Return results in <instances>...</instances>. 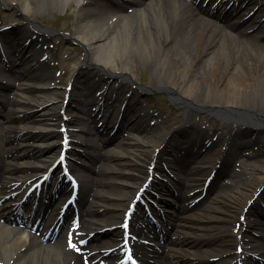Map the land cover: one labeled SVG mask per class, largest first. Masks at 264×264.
<instances>
[{"label":"bare ground","instance_id":"obj_1","mask_svg":"<svg viewBox=\"0 0 264 264\" xmlns=\"http://www.w3.org/2000/svg\"><path fill=\"white\" fill-rule=\"evenodd\" d=\"M9 1L17 2L25 17L35 16L37 11L47 8L66 10L74 6L77 28L72 40L82 43L86 48L85 60H93L98 69H107L111 74L92 86L90 77L79 81L76 72L82 60L75 57L72 70L74 81L70 80L69 86L75 83L76 93L70 91L69 95L74 96L72 102L76 108L67 110L62 102H58L61 93L52 87L54 74L46 56V42L40 45L37 38L27 45L28 39L36 32L29 34L25 31L19 40L10 42V47L2 45L0 92L4 88L2 79L9 71H16L22 81H18L17 88L21 95L9 103L5 108V121H0V128L5 133V146L0 149V158L4 160L0 168V264H104L101 259L105 255L112 259L115 256L117 258L119 253L124 255L123 244L121 250L118 248L108 253L105 247L108 243L104 245L95 242L108 219H111L108 216V210L112 208L109 202L116 196L127 197L126 194H112L106 189L108 184L115 182L109 175L111 168L108 165L105 164L106 169L102 173L97 172V168H91L92 174L85 176L79 174L85 170H81L82 167L76 161L66 158L67 169L70 173L75 170L78 177L72 189L67 190L65 187L64 194L61 193L58 198V205H64L77 188L76 215L83 217L82 225L71 232L66 242L65 239L45 241L55 221L57 226L66 218L65 214H61L62 211L56 213L41 229L36 226L35 221L41 212L44 214L50 209L54 188L60 176L57 175L48 188L45 183L56 163V151L61 154L67 150L68 154H74L73 151L92 148L94 150L89 158L94 163L99 160H120L141 147L137 150L138 155L148 153L152 157L149 165L156 160L154 165L157 167V154L163 153V149H159L161 143L171 148L170 154L161 160L164 158L173 175L165 177L177 193L175 201L183 214H177L178 222L170 220L171 227L167 229L169 237L165 244L155 239L157 233L150 227L146 217L139 214L134 220L132 218L129 224L132 237H139L136 243L129 240L135 258L151 264H233L238 261V255L230 257V261L202 260L196 251H189L196 240L202 238L211 241L208 242L213 247L211 249L218 252L213 255L214 258L227 247L228 242L243 246V252L248 257H239L242 264H247V259L253 253L264 258V233H261L260 239L250 234V228L254 225H264V215L257 204L251 207L248 219L242 220L230 230L226 225L230 217L226 213L231 204L239 201V194L243 192L224 195L215 201L214 210L220 215H226L219 216L220 224L204 228L206 233L201 235L194 234L192 229L196 227L191 222L208 221L210 218L206 220L202 216L198 217L200 214L191 215L197 207L191 206L192 201L199 195L192 197L189 194V189L201 182L207 173L209 176V170H216L219 163L221 169L218 170L217 178L227 175L233 186L239 181L243 182V191H250L251 197L264 190V153L249 169L238 163V159L243 157L241 148L258 140L264 149V42L257 49H252L257 39L264 40V33L251 22L253 14L250 13L258 10L264 17V0H227L226 4L223 0H104L106 3L101 6L96 4V0ZM230 2L232 5L227 9ZM245 7L248 10L246 13ZM142 59L153 65L160 90L181 104L186 111L187 120L181 129L187 140L172 136L166 138L158 133L148 123L149 114L135 119H127L125 115V129L129 131L125 142L119 141L120 134H116L112 139L118 141V149L113 154H95L96 149L106 147L111 142L105 140V143L103 139L97 141L94 136L99 131L92 124L104 119L106 129L112 120L116 122L118 114L114 109L111 116H102L97 121L84 103L88 97L86 92L91 93L97 83L102 85L114 78L121 82L116 99L122 97L126 80L137 83V66ZM139 89L142 92L148 91L142 87ZM65 95L66 90L64 96L62 94L63 99L67 97ZM134 103V109L140 107ZM105 107L109 109V106ZM194 111H198V115ZM212 117L215 121L223 119L225 122L218 128L213 122H208V118ZM207 123L209 125L204 126ZM62 125L79 130L72 135L74 141L69 139L67 143H61L59 129ZM138 133H143L146 142L139 140L136 136ZM88 136L91 137L88 139ZM193 140L196 143L194 146L191 145ZM217 141H226L230 150L236 153L220 150ZM146 146H152V150H145ZM195 146H198L197 151ZM14 163L19 167H27L20 169ZM205 163L211 164L212 169L205 168ZM251 172H254L253 178L245 180L244 176L251 175ZM146 174L149 176L148 170ZM63 176L66 178L65 174ZM125 185L132 189V195L128 196L130 204H134L139 211L140 204L135 198L141 186L135 188V183L130 181ZM253 185L254 190H251ZM33 196L34 199L39 198V208ZM260 198H264V194ZM249 200L244 199L239 204L236 217L244 214ZM147 204V209H151L153 203ZM71 211L72 208L68 214ZM75 216H67L69 219L63 225H68ZM115 225L110 238L114 246L124 242L122 227ZM234 231L238 232L237 235ZM239 233L244 236L243 239H238ZM78 240L83 242L76 245ZM212 245H216V248ZM207 251L204 257L208 256ZM157 256L162 260H149Z\"/></svg>","mask_w":264,"mask_h":264},{"label":"rangeland","instance_id":"obj_2","mask_svg":"<svg viewBox=\"0 0 264 264\" xmlns=\"http://www.w3.org/2000/svg\"><path fill=\"white\" fill-rule=\"evenodd\" d=\"M106 2H104V0H96V4L98 6H101L102 4H104ZM37 15L39 17V19L41 20L42 23L48 25L50 28H56L57 30H59L60 34H56L54 35V33H48L47 31H43V35L44 37H46L47 40V54L49 55V58L51 60V63L53 65V71H54V76H56V81H55V86L57 87V90L61 93V97L58 99V102H62L63 103V97L62 94L64 96V92H65V88L67 83L69 82V79L72 76V70H73V60L74 58H80L82 59L80 65V68L77 70V77L79 81H83L86 78H89L90 83L94 84V82L101 80L105 77L106 72L109 74L111 71L109 70H99L95 64L93 60H87L84 62L85 60V55H86V48L84 47L83 44L79 43V42H74L72 41V37L74 35V32L77 28V12H76V8L73 7H69L66 10H58V9H44V10H40L36 12ZM30 19L32 18V20L34 21H38V19L35 18V16H31L29 17ZM28 17L22 16V13L20 12V8L17 5V2H10L9 0H0V28H4V27H8L11 26L13 28H16L18 32H22L25 30H30L32 29L33 25L31 24V22L29 21ZM258 19L257 17L254 18ZM264 21V20H263ZM260 22L258 24V27H260V29L262 28L264 30V22ZM40 24H37V27ZM36 26V25H35ZM42 27V26H41ZM43 28V27H42ZM9 32V31H8ZM41 34V35H42ZM53 34V35H52ZM67 34V35H64ZM66 36V37H65ZM260 42L258 40H256V44H252V49H257L258 46H260ZM7 46L9 45V43L6 44ZM10 47V46H9ZM84 62V63H83ZM118 63H120V60H118ZM62 72V73H61ZM60 73V76L58 75ZM137 77H138V81L137 84L140 87L146 88L149 91H146L145 93L140 92L138 89L134 90L132 87V83L130 81H127L125 83V85L122 88V93L124 94L125 92V96L123 97H119L117 100L114 99L112 100V109L114 110H120L122 113L125 112L126 110H128L130 108V104H132L133 102H137L139 105H141L142 109L144 110V112H148L150 113V122L152 124H154V126L158 129L159 133L161 135H165L167 138L169 137H173V138H181L184 137V133L181 130V128L185 125L186 123V111L183 109V106L181 104H179L178 102L175 101V104L173 101H171V99L168 97V95L166 93H164L162 90H160L159 88V80H158V76L156 75V72L153 68V65L151 63H148V61H146L145 59L141 60V63H139V65L137 66ZM89 83V84H90ZM121 83L115 82L113 80H109L108 84H106V86L102 89L103 91H105L104 95H99L98 96V100L99 101H103L102 103L105 102V98L109 96V93L112 95L114 94L115 91H117V89L120 87ZM134 86V85H133ZM131 89L133 91H131ZM101 90V91H102ZM129 91V93H127ZM74 94L76 92H73ZM132 93L131 97H129V94ZM7 98L6 93H1V101H5ZM73 98V97H72ZM101 103V104H102ZM128 104V107L127 105ZM68 108L71 107H75V103H73L70 100V103L67 105ZM97 107H101L98 106ZM3 108V105H0V109ZM3 110H0V112H2ZM198 111H194L195 115L197 114ZM201 114H206L204 112H201ZM128 115L133 116L134 114L130 113ZM2 115H0L1 117ZM210 117V116H209ZM100 119H102V115L100 116ZM152 119V120H151ZM208 122L211 121L213 122L216 127H220V124H224V120L223 119H219L218 121L213 120L208 118ZM101 121V120H100ZM195 121V120H193ZM113 122H115L113 120ZM111 122L109 125V128H112L114 126V123ZM197 123H199L198 121H195ZM94 124H92L93 126ZM99 125V130L104 131L100 134H102L101 136H95L94 138H104V139H110L112 138V136L116 133V131H112L108 128H101L104 127L105 125V121L103 119V121L101 123L98 124ZM201 125H203L201 123ZM209 123L204 124V126H208ZM154 127V128H155ZM125 125L124 123L121 125L120 128V138L119 141L122 142V140H126V136L127 133L125 131ZM155 128V129H156ZM117 130V129H116ZM139 137V139L143 142L144 141V135L143 133L138 134L137 135ZM254 140V139H253ZM146 142V141H144ZM117 141H114L112 143H109L107 146L109 147H104L103 149H98L96 150V154L97 153H101V154H111L113 153L115 150L118 149L117 147ZM218 148L222 149V147H224L226 144L225 142H218ZM223 145V146H222ZM141 148V147H140ZM140 148H136L134 151L135 153H131L128 154L126 157L120 159V160H104V162L101 161H97L94 162V164H92L90 167L91 168H95L97 167V172H99L101 170L102 171L105 170V168L102 167V169H100L101 166H105L108 165L109 167H112L113 169L110 171L109 175L111 177V179L113 181H115L114 183H110L108 184V186L106 187L107 190H110V192L112 194H126L127 197L125 198H114L112 201H110V206H112V208L110 207V209L108 210V212H110L108 214V216L111 219H108L107 221V225L109 223H114V222H118L117 224H119L122 220V218L125 216V210L127 209L128 205H129V197L130 195H132V189H130L128 186H126V182L130 181V182H134L135 183V188L138 187V185H142L144 182H148L147 180V170L149 169L148 167V161L150 158H152L148 153H145L144 155H138L137 150ZM151 146L148 147L146 146L145 150H151ZM170 147H164L163 148V153L160 155H158V160H161L162 157H165L166 155L170 154ZM133 151V152H134ZM83 152V151H82ZM91 152V151H90ZM89 152V153H90ZM241 152H243V157L240 159V163H242L243 161H245V163L247 164V162H249L248 167H250V163L251 164H255V160H257L259 157H261V155H263L264 153V149L263 146L261 144V142H258V140L256 142H253L251 144H249L246 147L241 148ZM85 159H87L86 163L89 164L88 161H92L89 159L88 155L86 153L83 154ZM144 160V161H141ZM151 160V159H150ZM83 163V162H82ZM245 164V165H246ZM90 165V164H89ZM200 165V164H199ZM203 165V164H201ZM162 168H164L169 175V171L168 169H166L162 164H161ZM203 166H205L206 168H208V166H210L209 163H205ZM163 174H167V172L165 170H162ZM252 173V172H251ZM86 174H92L91 172H86ZM97 174V173H96ZM94 174V176L96 175ZM99 174V173H98ZM165 175H163L162 177H160V180L163 181H157L158 183L153 184V188L150 190V195H157V193L159 191H163V193L165 194V197L168 199V201H164L163 203L165 204L164 206H162L163 209L169 211V212H173L175 208H170L171 205L169 202L173 201V197L171 196L172 194H176L175 190L168 184L170 183V180L167 177H164ZM171 176V175H170ZM206 176V175H205ZM203 176V180L204 177ZM252 179L253 178V174L249 175L246 174L244 176V179ZM203 180H201V182L196 183V185H199V188H201L200 185H202V183L204 182ZM168 182V183H167ZM233 182H231V180L228 178L227 175H225L224 177L221 176L220 178L215 177L210 184L207 187V196L206 193H204V196H206L205 200L200 203L199 205H197L196 210L191 212V215L194 214H200L198 217H201L203 219H208L210 218V220L208 221H194L191 222V224L195 225V229H192V231H194V234H204L206 233V230H204V228H211V226H216L219 223V216L222 215H226L228 214L230 217L228 218L229 221L227 222L228 224V229H232L234 228L236 225H238L240 223L241 218L238 216L236 217V212L237 209L239 207V204L241 202H243V200L245 199H250L251 201H253L255 203L256 200H254L255 198H252L250 195V191H243V182L239 181L235 186L231 185ZM193 186L191 188H194L195 190L199 189L197 186ZM171 187V188H169ZM197 187V188H196ZM255 185H253L251 190H254ZM170 190V192H169ZM194 190V191H195ZM136 191V190H135ZM192 192V191H191ZM243 192L244 194H239L240 198L239 201L235 202L234 204H231L230 208H229V212L226 214H222L220 215V213L218 214L217 211L214 210L215 208V201L218 198H222L224 195H236L237 193ZM238 203V204H237ZM260 208H262V210H264V201L259 203ZM250 207V206H249ZM247 208L246 212L248 214H250L251 212V207ZM161 208V209H162ZM178 208H176L177 210ZM179 212V210H178ZM103 214L105 215V212L103 211ZM173 217V215H172ZM196 217V218H198ZM175 219V222H178V218L177 215H175L173 217ZM194 218V217H192ZM106 225V226H107ZM250 234H252L253 236L258 237L259 234L264 232V225H254L252 228H250ZM212 232V231H211ZM238 232H235L234 234H236ZM232 234V233H231ZM99 237L95 240L96 243H102L105 241V243L112 237V233L110 231H103L102 233L98 234ZM233 235V234H232ZM237 235V234H236ZM234 236V235H233ZM169 237V233L166 229H164V232L158 237V239L162 242V243H166ZM242 239L244 238V236L241 237ZM203 239V240H202ZM202 239H197L195 244L193 246H191L189 248V251H196L197 255L203 260L207 259L211 256H213L214 254L218 253L217 251L209 248L208 249V241L207 242V238H202ZM202 240V241H201ZM232 242V241H231ZM217 244V243H215ZM235 243H229L225 249H223L219 255V257L216 258H220L218 260H223L225 258H229L231 255L229 254H225L228 256H223V253L225 251H232L236 248ZM114 244L112 242L109 243V246L107 247H111ZM167 246V245H165ZM189 246V245H188ZM216 246V245H215ZM214 246V247H215ZM183 249H185V247H182ZM216 248V247H215ZM168 249V248H167ZM208 249V251H207ZM205 251H207L208 256L204 257ZM239 252L242 251V249L237 250ZM222 253V254H221ZM214 259V257H212ZM259 258V259H257ZM247 264H264V258H261L260 256H251L247 259L246 261Z\"/></svg>","mask_w":264,"mask_h":264}]
</instances>
